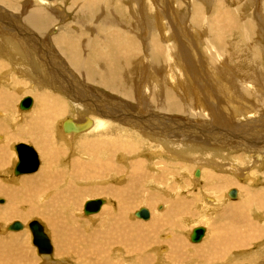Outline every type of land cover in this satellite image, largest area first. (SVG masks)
<instances>
[{
    "label": "bare ground",
    "instance_id": "bare-ground-1",
    "mask_svg": "<svg viewBox=\"0 0 264 264\" xmlns=\"http://www.w3.org/2000/svg\"><path fill=\"white\" fill-rule=\"evenodd\" d=\"M23 1L25 0H21V1L20 0H0V59H1L0 60V76H3V75L9 76L12 73L16 74L18 77L25 75V77L31 79L34 83H41V84L47 85V87L51 89V90H48V89L36 88V90L30 91L31 93L35 92V96L42 95L44 97V98L41 97V99H38L39 101L37 100L38 101L37 105H39L41 102L42 104H40V106L44 107V105H49L53 109L51 110L50 114L49 113L47 114V117H43V121L49 123L50 124L49 126L57 127L58 122L56 120L61 119L62 114L64 113V111H61L63 105H64V110H65V107H70L72 110L73 109L78 110L81 115L84 114V117L81 121H77V119L75 121V119L73 120V118H67L61 122L60 128L62 131L59 130L58 132L59 134L60 132L64 134V135L62 134L64 136V139L65 138L68 139V137L78 135L84 132H88V133L90 132L91 134H93L91 131H94V132L99 131L100 133L98 134V136L102 137L103 134H107L108 132L111 133L109 121L114 120L116 122L124 123L125 126H128L129 125L128 123H134L138 126V129L140 130V132L143 131V133L149 134L153 137L155 136L157 138L159 137L158 139L157 138L155 139L165 143L163 144L164 147L170 146L171 148V149L166 148L165 151L168 154L165 156L173 155L172 157H176L175 159L177 158L179 159L181 157V153H185L186 148L193 147L194 149V147H200L202 150L205 149L210 152V153H205L207 154L206 155L207 158L211 157V158L217 159L218 163L211 162L214 170L209 171V172L206 171L208 175L207 176L208 179L205 178L203 181V182H206V180H209L203 185L204 186L203 189L206 193H207V190L213 192L216 195L215 197H213L214 199L209 197V194L208 196H204L205 194L203 192L202 193L204 194L203 195L204 197L196 196V195H193L192 193L191 194L189 193L188 195L189 197H187L181 194L182 193L181 192L179 194L184 196L182 198V196L177 194L178 192L173 193L174 192L173 187L172 188L169 187L167 189L169 190L168 192L166 190L167 187L164 186V188L166 187L165 193L172 195L171 198H169V200H173V199L174 200L181 199V200L180 201L178 200L176 202L167 201L168 205L166 204V206H168V208L166 209V207H164V209H162V212H161L162 216L155 217L158 219L159 223L166 221L168 214L171 211H172L171 213H174L178 211L177 208H180L181 206L185 208L186 207L185 205L188 206L190 202L191 204L197 205V203L199 202L201 203V201L206 200L205 202H208V204H203L206 207V209L210 210V208L212 207L215 208V206L219 203V199L223 198V192H221L223 188H225L226 186L228 187L233 186L231 185L233 184L232 177L236 179L239 176L241 177L244 176L245 178L247 177L250 180V182H252V185L257 184L258 180L260 179L259 175L257 176L255 175L251 178L250 175L248 176V172L246 171V170H249L248 168L250 167L243 170L241 169L242 167L241 168L239 167V165H242V163L245 164L246 160L249 161L250 164L252 163L251 164L252 167L255 166L254 162L256 163L264 162V129L261 131L262 128H260V127L264 128V75H261L260 74L261 72L260 73L258 72L261 78L260 81L258 79L260 84H258L257 80L256 81L258 84L257 86L260 85L259 86L260 89L259 88L255 89L254 85H256V83L250 80L246 81L247 79L245 80L242 77L243 73L241 72L239 73V71L235 69L236 67L233 68L234 67L232 66L233 61L228 62L227 57L231 58L228 55L230 51L232 52L233 50V52L235 53V50H240L243 44L249 45L251 44L252 41H256V37L259 34H260L259 35L260 38L264 42V0H261V1L259 0V2H257V4L260 6L261 12L259 11L256 13H253V12L251 13L248 11L249 14L247 16L249 18L247 20H244L242 18V15L241 17H238L237 12L232 11L230 9L228 4L226 3V0H74L75 4L74 3L72 4L75 7L81 4V6H79L76 13L74 14V19H76L77 22L79 23V29L78 27H76L75 30L72 29V26L70 25L71 23H67L65 25L61 24L62 20L69 19V18L71 19V17L69 16V14L62 13L63 10H61L60 5L58 4L60 3L59 2L60 0H56L55 2H52V3L47 2V0H33L35 2L31 4L32 8L28 9L27 12L23 10V7L24 9L27 6L29 8L30 5H28L25 2L27 5L24 6V4H22ZM26 1L29 4L31 2L30 0H26ZM126 1H131L134 4H138L137 6V8L139 7L138 10L130 11L128 13L127 6H125ZM108 2H113V4L114 2L116 3L117 6L115 7L114 10L111 8L112 5L111 7H109ZM251 5H254L253 1L251 2ZM50 6H54V9L57 8V10L56 11L51 10L53 7L51 8ZM73 8L74 7H71L70 10H72ZM134 13L139 14V15H134ZM142 13H144L145 16L148 18L146 21L147 22L146 33L142 32L144 30H140L139 35L137 34L138 36H134L136 34V33L134 34V29H135L134 26L135 25L139 26V24L141 25L142 21L144 20V16ZM131 15H133L138 20L137 23L133 20ZM126 22L128 23L126 24ZM52 29L58 31L54 36H51ZM41 37H42V40H41ZM40 44H43V45L50 44V46L47 45L48 49L51 46L56 47L61 53L62 57H65V59L70 64H72L75 71L72 68H70L72 71L71 72L67 66H64L65 70H59L65 64L61 62L63 60H60L56 63L51 61V60L57 59L56 57H53V56H57V54L54 52L47 53L48 51L45 52L43 48L42 50L40 49V52H39L38 48ZM45 53L49 55L48 59H44L43 58L44 56L41 57ZM29 59L34 60L37 63V65L31 64ZM122 63H124V66L121 65ZM135 63L138 64L139 68L142 67V69H144V76H142L141 81H139V79H138L139 82L136 80L137 81L136 87L134 86L132 88V87H128L129 85L127 86L126 84L127 78L125 79L126 80L125 81L123 78V75L125 73L123 71L130 70L133 67V64ZM229 64H231V66ZM56 68H59V69H56ZM60 72H62V75H59ZM130 74H133V73H129V76ZM67 75L75 83L72 82L71 79H69ZM62 79H65L64 81H66L67 83L64 82ZM68 83H71V84H68ZM21 91H25V89ZM59 91L63 92L64 93L63 95H66L67 98L66 96L62 97L61 95L60 96L57 95ZM25 92H29V91L26 90ZM148 99L150 100L149 104L147 101ZM34 104H35V100H33V107H34ZM58 107H60V109ZM32 108L28 112L30 113L33 112ZM91 111H92L93 116H94V112H97L98 114L100 113L107 118H105V121H104V118H101V117L91 119L89 115ZM47 112L49 111H46V113ZM173 114H176V115L178 114L179 116H186L187 120H184L185 118L177 119L176 116ZM96 117H97V114H96ZM199 121L200 123H198ZM67 125H73L75 128H77V130L73 129L71 131H67L66 130ZM29 129L31 130L30 135H32L31 133H35V132L41 133L40 130L37 128V126L32 123V121H29ZM24 130L26 131V129ZM132 132H135V131H132ZM109 133H108V138H109L108 141H111L112 137L109 136L110 135ZM1 138L2 137H0V139ZM126 138H128L127 135L123 137H119V138L116 137L115 141L116 143H118V145H108L106 139L100 141L101 144L103 143L102 144L103 147H101L102 161L100 159L99 160L97 159L89 163L88 165H91V166L87 168H89L90 170V168L95 167L96 169L95 175H97V177L105 178V179L107 178L109 179L113 177L119 179L121 177H124L125 175L124 173L127 170H130L129 173L132 177V181L134 185L136 180H138L137 179L138 174L139 175L141 174L140 172H141V166L143 165V162H137V161L133 162L132 161L131 166L125 167L121 165L120 162L118 161L119 159L120 160L124 159L123 157L126 153H131V155L134 153L136 154V152L140 150L141 148L137 144H132L133 143L131 142L132 139L130 138L126 139ZM1 144L2 143H0V145ZM85 146L87 147V145ZM152 146H155V145L152 144ZM123 150H127V152H121L122 153L121 154L120 151H123ZM205 150H203L202 153H204ZM238 150L243 151V152L240 153ZM142 152L144 153L143 150ZM153 152L151 150L150 154ZM235 153H237L236 156H232ZM1 154L2 153H0V155ZM247 154H253V156L252 157L247 156ZM131 155L129 157L130 159L133 158L131 157ZM110 157L112 158L111 160H110ZM119 157H122V158H119ZM232 157L235 160L238 159L237 162L239 161V165L237 164V162H235V160L233 161ZM126 158L128 157L126 156ZM160 158H162V155ZM207 158L202 157L198 161L207 163L208 162ZM85 162L86 160H81L80 158L75 163H77L79 167L83 164L86 165ZM145 162L147 161L145 160ZM148 162H149V159H148ZM159 162H160V159H159ZM171 162H168V163L171 164ZM163 163L164 162H162V164ZM1 164L3 165V163ZM162 164H161L162 167L161 166L159 167L163 169L164 174L168 175L174 171V170L171 171L173 167L172 165L165 164V163L163 165ZM181 166L180 167L183 168L184 170L185 168L184 164H181ZM152 167L154 166L152 165ZM146 169L148 171V167H146ZM157 169H154V170H157ZM174 169H177V168H174ZM218 171L219 172L223 171V173L220 175ZM83 172H86V171H83ZM148 172H144L145 176H147L146 173ZM178 172L179 171H177V173ZM184 172H187V171L184 170L183 173ZM202 172L203 174L200 180L203 179L205 171H202ZM228 173L230 174L228 175ZM232 173L234 175H231ZM240 173L242 175H239ZM92 174L94 175V173ZM151 174L152 173H150V175ZM156 174H157V177H159L160 171H159V176H158V172ZM156 174H154L153 176L156 177ZM67 176L69 175L67 174ZM145 176H142V177H145ZM149 176L147 177L149 178ZM161 177L162 178H160L159 180L161 179L164 180L163 176ZM192 177L194 180V181L192 180V183L196 182L195 185H197V183H200L198 182L200 175L196 176L193 173ZM87 178L88 177L82 175V173H81V176L79 177V179H84V180H87ZM155 179L157 180L158 178H155ZM167 182H168V179L166 180V183ZM32 184H36V183H32ZM141 184L143 185L144 183H141L140 181V185ZM140 185L139 187H143ZM128 186H120V185L117 186V185L112 184L111 186H108L107 188H105V190L103 191L100 189V191H102L104 195H107V197L109 196V198L117 200L118 205H119V202L120 203H122V201L123 203L125 202L124 199L127 198L126 195L131 196L129 195L131 194L129 192L131 191L133 192V190L136 189L135 186L133 187L132 185H129V184ZM145 186H147V184ZM157 187H160V186H157ZM153 188L155 187H151V190ZM178 189H184V188L180 186ZM143 191H145V189ZM159 191H161V189L158 190V192ZM243 191L248 192L249 190L247 187H245L243 188ZM226 192H228L227 194H225V196L228 195V197L226 196V198L232 201V199L229 197V191L227 190ZM41 194L44 195V192ZM138 194H140V192H138ZM257 195H258V200L263 201V207H262V204L261 205L258 203L257 204L259 205V207L260 206L262 207V210H260L262 212L260 214L263 216L262 220L264 221V209H263L264 208V187L258 191ZM141 196H143V194ZM155 196L156 194L154 195V197ZM250 196L252 195L250 194ZM241 197H242L241 192L239 190L237 198L233 200L235 202H230L226 204L224 208H222V212L224 216L227 215L233 218L234 213H239L242 211V208L246 206V204L249 202L248 200L246 201L247 203L242 202L243 200L241 201ZM254 197H256V194ZM190 198L192 199L190 200ZM42 199L44 198L42 197L41 200ZM61 199H62L61 202L64 203L65 196L63 195ZM200 199L202 200L198 202V200ZM254 199L256 200L257 198H254ZM108 200H106V202H108ZM131 200H133V198ZM151 200L153 202L152 198ZM21 201H22V198H21ZM31 202H34V201H31ZM127 202L125 203L127 204ZM177 204H180V205H177ZM48 206H52V205H48ZM204 206H202L203 209L205 208ZM254 206H255V201H251V203L247 204L246 207H250V209H253ZM71 207L73 208V205ZM128 207H127V210L124 212V215L126 216L125 217L126 220L131 219V216H132L131 215L132 208H128ZM66 208L64 209L67 210ZM54 210L50 211L51 214L52 212H55ZM63 210L61 211L59 210V211L62 212ZM244 211L245 210H243V212ZM246 211H249V210H246ZM17 212L18 211L12 212L14 217H16ZM28 212L29 213L24 215L26 219H29L35 216L31 211H28ZM35 213L37 214V211ZM120 213H121V207L119 208L117 212H115V210L112 211L111 209L104 210V207H102L101 211L99 212V214L102 216V219L105 221V224L102 222L104 225L108 224L111 221L109 223L110 225L111 223L115 221L114 219L116 218L119 219V217H122ZM252 213H255L256 215L255 218L259 220L258 222L252 223L254 229H253L252 238L251 237L250 238L252 242L253 241L255 242L258 239H261L262 237L261 235H263L264 223L260 219V216H257L258 214L257 211L252 212ZM49 214H47L46 217ZM71 214H73V212H71ZM151 214L152 213L150 212V217H151ZM53 215H51V217H53ZM241 218L242 220H245V221L254 220L248 217H241ZM58 219L61 220V218L59 217ZM64 219H67V218L65 217ZM152 219L154 218L152 217ZM44 220H47V218ZM49 221L51 222L50 219ZM65 221H69V220H64V222ZM64 222H63V225H64ZM72 222L75 223L74 221ZM127 223L129 224L128 221ZM149 223H151V221ZM155 223H151V225L149 224V226L146 228L149 230L150 228H152V226ZM159 223L157 225H162V223L161 224ZM227 224H229V222ZM141 226L140 224L139 225H135L133 223L129 224L130 228H134L133 232L137 231L135 230V228L139 230L140 228L143 229V227ZM57 227L59 228V226ZM157 227L159 228V226ZM51 228L52 227H50V229ZM113 228H116V227L113 225ZM122 229H124V227ZM155 229H152V232H155L156 231ZM232 230H234V228H232ZM129 231H131V229ZM141 231L142 230H140L139 232ZM225 231L227 232L228 230H225ZM258 231H260L259 234H261L259 236H257L256 234L258 233ZM100 233L101 232H99V234ZM124 233H125V230H124ZM127 234L130 235V232ZM144 234H145L144 236L145 238L146 235L148 234L146 233ZM23 235L24 233H21L17 236H10V238L17 239V237H22ZM135 236L136 235H134V238ZM215 238L217 239V237ZM237 239H240V238H237ZM157 240L158 238L156 239V241ZM233 240L235 241V239ZM136 241L138 242L137 239ZM175 241H176V238H175ZM219 241H221V239ZM203 242L204 240L201 241L200 244L199 243L198 244L201 245ZM112 244H115V243H112ZM131 245L133 246V244ZM216 246L218 247L220 245L218 244L212 245L211 247L214 249V251H216L215 253H217V249L215 248ZM152 247L154 248L155 246H152ZM178 247L181 250L180 245ZM139 248H142V247H139ZM111 249L112 248H110V250ZM178 255L180 256V254ZM209 255L211 256V254ZM95 257L97 258L98 256L95 255Z\"/></svg>",
    "mask_w": 264,
    "mask_h": 264
},
{
    "label": "rangeland",
    "instance_id": "rangeland-1",
    "mask_svg": "<svg viewBox=\"0 0 264 264\" xmlns=\"http://www.w3.org/2000/svg\"><path fill=\"white\" fill-rule=\"evenodd\" d=\"M30 1H31L30 4L26 0L23 1V3H22V4H24V6H26L27 4L30 5L29 8H28V6L25 7V9L23 7V10L25 12H27L28 9L32 8L31 4L35 2L33 0H30ZM55 1L56 0H47V2H49V3H52ZM252 1L254 2V5H251ZM59 2L60 3H58V4L60 5L61 10H63L62 13L63 14H69V16L71 17V19L69 18V19L62 20L61 24L65 25L67 23H71L70 25L72 26L73 30H75L76 27H78V29H79V23L77 22L76 19H74V14L76 13L79 6H81V4H79L78 6L75 7L72 4V3H74V0H65V2H64V0H60ZM257 2H259V0H226V3L230 7V9L232 11H236L238 14V17H241V15H242V18L244 20H247L249 18L247 16L249 14V12H251V13L252 12L256 13L259 11L261 12L260 6L257 4ZM108 5H109V7H111V5H112L111 8L113 10L117 6L115 2H114V4H113V2H108ZM125 6H127V12L128 13L130 11L138 10V8H139V7L137 8L138 4H134L131 1H126ZM125 6H123V7H125ZM50 7L51 8L53 7L52 9L50 8L53 11L57 10V8L54 9V6H50ZM55 7H56V5H55ZM71 7H74V8L72 10H70ZM65 8H67V9H65ZM142 14L144 16V20L142 21L143 24L141 23V25L142 26L145 25L144 26L145 28L142 27L139 23H138L139 26L135 25L134 26V28H135L134 34L135 33L136 34L134 36H138L140 30H144L142 32L146 33V29H147V22L146 21L148 18L145 16L144 13H142ZM134 15H139V14L134 13ZM131 16H132L133 20L137 23L138 20L133 15H131ZM127 23L128 22H126V24ZM57 32H58L57 30L52 29L51 30V36H54ZM258 32H259V30H258ZM259 35H257L256 41H252V42L250 41L251 44H249V45L243 44V46L240 50H235V53L233 52V50H232V52L230 51L228 53V55L231 58H228L225 55L227 53L224 54L227 57L228 62L233 61V63H232V66H234L233 68L236 67L235 69H237V71H239V73L240 72L243 73L242 77L245 80L247 79L246 81L250 80V81H253L256 83V85H254L255 89H257V88L260 89V87H259L260 85L257 86L258 84H260V82H259L261 79L260 74L264 75V72H263L264 71V42L262 41V39L260 38ZM41 40H42V37H41ZM43 42H45V41H43ZM42 45L43 44L39 45V48H38L39 52H40V49L42 50V48H43L45 52L48 51L47 53H51V52L56 53L57 56H53V57H56L57 59H54L51 61L56 63L60 60H63L61 62L65 63V64L62 66V68L64 66H67L70 71H71L70 68H72L74 70L72 64H70L65 59V57H62L61 53L59 52V50L56 47L51 46L48 49V46H50V44H44L43 46ZM47 53L43 54L41 57L44 56L43 57L44 59H48L49 55ZM29 61L31 64L37 65V63L34 60L29 59ZM121 65L124 66V63H122ZM229 65L231 66V64H229ZM62 68H60V69L56 68V69L65 70V67L63 69ZM239 68H241L242 70ZM125 69H126V67H125ZM123 72L125 73V74L122 73V74H124L123 75L124 80L127 78L126 79L127 81L125 80L127 86L129 85L128 87H132V88L134 86L136 87V83H137L138 79H139V81H141L142 76H144V69H142V67L139 68L137 63L133 64V67L130 70H128V71L124 70ZM258 72L259 73L261 72V73L259 74ZM129 73H133V74H130V76H129ZM257 73L259 74V76ZM59 75H62V72H60ZM68 78L71 79L69 76H68ZM258 79H259V81H258ZM62 80L64 81L65 79H62ZM256 80L258 81V84H257ZM71 81L74 82L72 79H71ZM131 81H132V83H131ZM64 82H66V81H64ZM68 84H71V83H68ZM16 86H17V88H16ZM18 88H20V89H18ZM36 88L51 90L49 87H47V85H44L41 83H34L31 79L25 77V75L18 77L16 74L12 73L9 76L8 75L0 76V137H2L0 139V143H2L1 144L2 146L0 145V153H2L0 155V169H1L0 170V201L3 200V203H0V253H1L0 254V264H46V263L47 264H100V263H102V264H264V231H263V235L259 234L260 231H258V233H256L257 236L261 235L262 236L261 239H263V240L258 239L257 240L258 242L257 241H255V242L251 241L253 229H254L252 223L259 221L258 219L255 218V216H256L255 213H252V212L257 211V213H258L257 216H260L261 220L263 218V216L260 214L262 212L260 210H262L263 201L258 200L257 193L260 189H262L264 187L263 186L264 185V162H262V163L261 162H259V163L254 162L255 166L252 167L251 166L252 163L250 164V162L246 160L245 164L242 163V165H239V161L237 162L238 159L235 160L232 157L233 161L235 160V162H237L239 167L240 168L242 167L241 169L244 170V169L250 167V168H248L249 170H246L248 172V176L250 175V177L252 178L255 175L256 176L259 175L260 179L258 180L257 184L252 185V182H250V180L247 177L245 178L244 176H243L244 178L239 176L236 179L232 177L233 184H231V185H233V186H229V187L226 186L225 188H223V190L221 191V192H223V198L219 199V203L216 205L218 208L215 206V208L212 207V208H210V210L206 209V207L203 204H208V202H205L206 201L205 199H204L205 201H201L202 199H200V200H198V202L201 201V203L199 202V203H197V205L191 204V202H190V204H189L190 206L185 205L186 206L185 208L182 206L180 208H177L178 211L174 212L175 214L171 213L172 212L171 211L168 214V217H170V218L167 217L166 221L161 222L163 226L157 225L159 223V221L155 217L156 216L157 217L162 216L161 215L162 209H164V207H166V209L168 208V206H166V204L168 205L167 201H169V202L175 201L176 202L179 200V199L169 200V198H171L172 195L165 193V191L169 187L174 188L173 193L178 192L177 194H179L182 192L181 194H183L184 196H187V197H189L188 196L189 193L190 194L192 193L193 195H196V196H203L204 194H205L204 196H208V194H209V197H211V198L216 196L211 191L207 190V193L204 191L203 185L206 182H208L209 180H206V182H203V181L205 178L208 179L207 178L208 175H207L206 171L209 172V171L214 170L211 162L218 163L217 159H214L211 157L207 158L206 157L207 154H205V153H210V152L203 149V150H205V152L202 153L203 150L200 147H194V149H193V147L186 148V150H185L186 154L181 153V157L179 158L180 160L178 158L175 159L176 157H172L173 155L172 156L171 155L165 156L168 154L165 151L166 148H168V149H171V148H170V146L164 147L163 144H165V143L157 140L159 137L158 138L156 136L153 137L149 134L143 133V131L140 132V130L138 129V126L134 123H128L129 125L125 126L124 123L116 122L114 120L112 121L111 119L110 120L112 122L109 121L111 133L108 132L110 134L109 136L112 137L111 141H108V139H109L108 133L107 134L102 133L103 136L99 137L98 136V134L100 133L99 131H95V132L91 131L93 134H91L90 132L89 133L84 132V133H81L78 135L68 137V139H66V138L64 139V136H63L64 134L61 132L59 134V132H58L59 130L62 131L60 128L61 122L67 118H73V120L75 119V121H76V119H77V121H81L84 117V114L81 115L78 110H76V109L72 110L70 107H65V110H64V105H63L61 111H64V113L62 114L61 119L56 120L58 122V124H59V122H60V124L59 125L57 124V127L49 126L50 125L49 123L43 121V117H47V114L48 113L50 114L51 110H53V109L49 105H44V107L40 106V104H42L41 102L39 105H37V102L39 101L38 99H41V97L42 98H44V97L42 95L41 96H37V95L35 96V92H33V93L30 92V91L36 90ZM23 89H25V91L27 90L29 92L21 91ZM63 94L64 93L61 91H59L57 93V95H59V96L60 95L62 97L66 96ZM25 97H31L33 100H35L34 107L32 108L33 112H31V113L28 111L22 112L19 109V104ZM66 98H67V96H66ZM147 101L149 104L150 100L148 99ZM36 107L38 108L39 112H38ZM58 108L60 109V107H58ZM45 110L49 111V112L46 113ZM38 113H39V115H38ZM96 114H97V117H96ZM89 115H90L91 119L101 117V118H104V121H105V118H107L100 113L98 114L97 112H94V116H93L92 111L89 113ZM173 115H175L177 119L178 118L179 119L185 118L184 120H187L186 116H179L178 114L177 115L173 114ZM29 121H32V123L37 126V128L40 130L41 133L35 132V133H31L32 135H30L31 130L29 129ZM198 123H200V121ZM55 124H56V122H55ZM201 128H202V126H201ZM260 128H262L261 131L264 129L263 127H260ZM24 129H26V131ZM132 131H135V132H132ZM126 135L128 136V138L132 139L131 140V142H133L132 144H137L141 148L140 150H138L139 152L138 151L136 152V154L134 153L131 155V153H126V154L123 153V154H125L123 157L124 159H121V160L119 159V161H118V162H120L121 165H123L125 167L131 166L132 161L133 162H136V161L137 162H143V165L141 166V172H140L141 177L138 174V177H137L138 180H136L134 185H133L132 177L129 173L130 170H127L124 173L125 174L124 177H121L119 179L114 178V177L109 178V179L108 178L105 179V178L97 177V175H95L96 174L95 167L90 168V170H89V168H87V167L91 166V165H88L89 163H91L97 159L98 160L100 159L102 161L101 147H103V145H102L103 143L101 144L100 141L106 139L108 145H118V143H116V141H115L116 137L119 138V137H123ZM139 135H140V137H139ZM44 137H46L47 139ZM50 137H52V138H50ZM38 138H39V140H38ZM128 138H126V139H128ZM155 138H157V139H155ZM96 141H98V142H96ZM19 143H25V144L31 145L38 152L39 157H40V162H41L38 172H36L34 174H30V175H23L20 177L14 176V173H13L14 168H15V165L18 161V157H17L16 151H15V146ZM84 143H85V145H87V147L84 145ZM152 144H154L155 146H152ZM5 148H6V150H5ZM152 148H154V149H152ZM175 149H177V148H175ZM191 149H192V151H191ZM142 150L144 151V153L142 152ZM151 150H152V152L154 151L155 153L153 152L150 154ZM155 150H157V151H155ZM158 150H160V151H158ZM238 151L240 153L243 152L240 150H238ZM121 152H127V150L120 151V153ZM158 152L159 153L161 152L160 155ZM163 152H164V154H163ZM138 153H140V154H138ZM236 154L237 153L233 154L232 156H236ZM6 155H7V157H6ZM130 155H131V157H133L132 159L129 158ZM161 155H162V158L164 157L163 159L160 158ZM126 156L128 158H126ZM247 156L252 157L253 154H247ZM184 157H186V158H184ZM202 157H205L208 159L207 163L210 166L207 163H204L202 161L201 162L198 161ZM80 158H81V160H86V162H85L86 165L83 164V165L78 167L77 163H75V162L78 161V159H80ZM119 158H122V157H119ZM111 159L112 158L110 157V160ZM140 159H142V160H140ZM143 159H145L147 162H145V160H143ZM148 159H149V162H148ZM159 159H160L161 163L159 162ZM175 160H177V161H175ZM150 161H152V162H150ZM171 161H173V162H171ZM162 162H164L165 164L172 165L173 167H172L171 171H173V170L174 171L168 175L164 174L163 169L159 167V166H161ZM168 162H171V164ZM1 163H3V165ZM144 163H145V165H144ZM149 163L152 164L154 167H152V165H150ZM172 163L175 164L176 166L173 165ZM181 164H184V167H185L184 170L187 172L183 173L184 170H183V168H181L182 167ZM148 165H150L151 167ZM83 166H84V168H83ZM146 167H148L149 172L147 171ZM79 168H81V169H79ZM174 168H177V169H174ZM6 169H7V171H6ZM154 169H157V170H154ZM158 170L160 171V176H159ZM83 171H86V172H83ZM177 171H179V172L177 173ZM197 171L200 172V177L198 180V182H200V183H197V185H195L196 182L192 183V180H193L192 174L194 173V175H196ZM202 171H205V173H204L203 179L200 180L201 176L203 174ZM144 172H148V173H146L147 176H149L150 173H152V174L148 178L147 176H145ZM157 172H158L159 177H157V174H156ZM81 173H82V175L88 177L87 180L79 179V177L81 176ZM92 173H94V175ZM179 173H181V174H179ZM182 173H183V175H182ZM222 173H223V171L219 172L220 175ZM67 174L69 176H67ZM154 174H156V177L153 176ZM225 174H227V173H225ZM229 174L230 173H228V175ZM91 175H92V177H91ZM231 175H234V174L232 173ZM239 175H242V174L240 173ZM142 176H145V177H142ZM161 176H163L164 180H162V179L159 180L160 178H162ZM154 177L158 178L157 180H159V181H157ZM90 178H92V179H90ZM140 178H142V179H140ZM167 179H168V182L166 183ZM121 180L124 182H122ZM144 180H146V181H144ZM140 181H141V183H144V184L140 185ZM162 181H163V183H162ZM172 181H173V183H172ZM102 182H104V183H102ZM137 182L140 186H143V187H139ZM32 183H36V184H32ZM112 184L117 185V186L118 185L128 186V184L132 185L133 187L135 186L137 189V190L135 189L137 191V193L135 190H133V192L132 191L129 192V193H131V194H129L131 196L126 195L127 198L124 199L125 202L128 201L127 204L125 202L123 203V201H122V203L119 202V205H121V206H119L117 200L109 198V196L107 197V195H104L102 193V191L105 190V188H107L108 186H111ZM146 184H147V186H145ZM148 185H150V186H148ZM156 185L160 186V187H157ZM164 186L167 187V188L165 187L166 190H165ZM180 186L183 187L184 189H178ZM128 187H130V186H128ZM151 187H155V188H153L154 190L153 189L151 190ZM245 187L248 188V190H249L248 192L243 191V188H245ZM156 188H157V190H156ZM100 189L102 191H100ZM144 189H145V191H143ZM160 189H161V191L158 192V190H160ZM231 189H236L238 191L240 190L241 196L243 197V198L241 197V201L243 200L242 202H246L248 200V202L251 203V201H255V206L253 208L254 210L250 209V207H246L247 204H249L246 202L247 204H246V206H244L245 208L243 207L242 211L239 213H234L233 218H231V216H227V215L224 216V214L222 212V208H224V206L230 202H235L233 200L230 201L229 199H227L226 196L228 197V195L225 196V194L228 193L226 191L227 190L230 191ZM167 191L169 192V190H167ZM43 192H44V195L41 194ZM138 192H140V194H138ZM133 193H135V194H133ZM141 193L143 194V196H141L142 195ZM14 194H15V196H14ZM67 194H68V196H67ZM155 194H156V196L154 197ZM250 194L252 196H250ZM255 194H256V197H254ZM63 195L65 196V202L64 203L61 202V200H62L61 197ZM183 195H180V196H182V198H183L184 197ZM42 197L44 199L41 200ZM131 197L133 198V200H131L132 199ZM253 197L257 198V199L255 200ZM21 198H22V201H21ZM151 198L153 199V202L155 204L152 202ZM78 199L80 202L78 201ZM94 199L95 200L96 199H104V200L109 199L108 202H106L105 205L103 206L104 210L105 209H111L112 211L115 210V212H117L119 210V208L121 207L120 215L122 217H119V219H117V218L114 219L115 221L114 222L112 221L113 223H111L110 225H109V223L111 221L108 224L104 225L105 221L102 219V216L100 215L101 213L100 214L98 213L99 215L94 214L95 216H93V215H89L90 217L86 216L84 214V206L88 201H91ZM126 199H127V201H126ZM191 199L192 198H190V200ZM223 199H225V200H223ZM31 201H34V202H31ZM146 202H148V203H146ZM131 203H132V205H131ZM223 203H225V204H223ZM257 203L260 205L262 204V207L261 206L259 207V205ZM53 204L55 207L53 206ZM70 204H72L73 208H75V209H73L71 207L72 205H70ZM201 204H202V206L205 207L204 209L202 208ZM48 205H52V206H48ZM177 205H180V204H177ZM256 206H257V208H256ZM45 207H47V208H45ZM127 207L132 208V213H131L132 216H131V219H128V220L125 219L126 216L124 215V212L127 210ZM64 208H66L67 210H65ZM141 208H147L153 214V215L151 214V217L148 221H144V220H141V219H138L135 217L136 211L140 210ZM58 209L60 211L63 209L64 210L62 212H60ZM166 209H165V211H166ZM51 210L52 211L54 210L55 212H52V214H51V212H50ZM71 210H73V211H71ZM243 210H245L244 211L245 213L243 212ZM246 210H249V211H246ZM13 211H18L16 217L13 216V214H12ZM28 211H31L35 216L31 217L29 219H26L24 217V215L29 213ZM36 211H37V214L35 213ZM58 211H59V213H58ZM207 211H209V212H207ZM258 211H260V212H258ZM49 212H50V214H49ZM71 212H73V214H71ZM65 213H67V214H65ZM69 213L71 216L69 215ZM157 213H158V215H157ZM159 213H160V215H159ZM47 214H49V215L46 217ZM75 214H77V215H75ZM115 214H117V213H115ZM51 215H53V217H51ZM55 215L56 216L58 215V216L56 217ZM221 215L223 216V218ZM69 216H70V218H69ZM41 217H43V218H41ZM58 217L61 218V220L58 219ZM65 217L67 219H64ZM152 217L154 219H152ZM241 217H248V218H251L254 220L253 221L250 220L251 222L245 221V220H242ZM46 218H47V220H44ZM48 218L51 220V222L49 221ZM94 218H96V219H94ZM228 219H229V221H228ZM64 220H69L70 222L65 221L66 222L65 223ZM118 220H120V221H118ZM154 220L155 221L157 220L156 223ZM16 221L21 222L24 225V229L21 231H18V232L8 231V227ZM32 221H39L43 225L45 232L47 233V235L51 239V244L53 246L52 255H50V256L39 255L37 247L33 244V236H32V233H31L29 227H28V225ZM45 221H47L48 223ZM72 221H74L75 223H73ZM127 221L129 222V224L130 223H133L135 225L140 224V226L145 224V225L141 226V227H143L145 232L141 228H140V230H142L144 233H146L148 235H146V237L144 238L145 234L142 231L139 232L140 230L137 228H135V230H137V231L133 232L134 228H130ZM150 221H151V223H155L154 224L155 226L153 225L152 228H150L148 230L146 227H148L149 224L151 225V223H149ZM63 222H64V225H63ZM115 222H116V224H115ZM228 222H229V224H227ZM262 222L264 223L263 220H262ZM52 223H54V224H52ZM55 223H56V225H55ZM80 223H82V224H80ZM161 223H159V224H161ZM113 225L116 228H113ZM121 225L124 227V229H122L123 227ZM156 225L159 226V228ZM57 226H59V228ZM72 226H74V227H72ZM119 226H120V228L122 227L121 230H120ZM50 227H52V228L50 229ZM155 227H156V229H155ZM171 227H172V229H171ZM198 227H204L207 230L206 235L203 239L204 242L201 245H199L201 242L199 244H193L190 241V236H191L192 231ZM129 228L131 229L132 232L129 231L130 230ZM232 228H234V230H232ZM146 229H147V231H146ZM152 229H155L156 231L152 232ZM64 230L66 233L64 232ZM102 230H104V231L106 230V231L104 232ZM124 230H125V233H124ZM225 230H228V231L226 232ZM98 231L101 233L99 234ZM126 231H127V233L130 232V235H128L126 233ZM157 231L160 233H158ZM21 233H24V235L22 237H17V239L10 238V236H17ZM58 233H60V234H58ZM242 233H243V235H242ZM131 234L136 235L135 238H134V235L132 237ZM139 234L142 235L143 237L140 236ZM97 235H99V236H97ZM103 235H105V236H103ZM127 235L129 236V238ZM155 236H156V238H155ZM211 236H212V238H211ZM215 237H217V239ZM234 237H236V238H234ZM65 238H66V240H65ZM157 238H158L159 242H161V243H159L158 240L156 241ZM175 238H176V241L178 244L176 243ZM237 238H240V239H237ZM71 239H73V240H71ZM125 239L129 243H127L125 241ZM136 239L138 240V242L136 241ZM220 239H221V241H219ZM233 239H235V241ZM103 240H105L106 242ZM217 240H218V242H217ZM239 240H240V242H239ZM116 242H117V244H116ZM135 242H136V244H135ZM13 243H14V245H13ZM62 243H63V245H62ZM78 243H80V244H78ZM112 243H115V244H112ZM121 243H123V244H121ZM131 244H133V246ZM217 244L220 245L221 247L216 246L215 248L217 249V253H215L216 251H214V249L211 247H212V245H217ZM222 244H224V245H222ZM179 245L181 247V250L178 247ZM116 246L118 247V249ZM152 246H155V247L153 248ZM185 246H186L187 250H186ZM139 247H142V248H139ZM110 248H112V249L110 250ZM122 248H124V249H122ZM144 249H145V251H144ZM176 249H177V251H176ZM80 250H81V252H80ZM108 250H109V252H108ZM118 250H120V251H118ZM213 251H214V253H213ZM160 253H161V255H160ZM178 254H180V256ZM209 254H211V256ZM95 255L98 257L96 258ZM13 256H14V258H13ZM159 256L161 257V259ZM215 258H216V260H215Z\"/></svg>",
    "mask_w": 264,
    "mask_h": 264
},
{
    "label": "water",
    "instance_id": "water-1",
    "mask_svg": "<svg viewBox=\"0 0 264 264\" xmlns=\"http://www.w3.org/2000/svg\"><path fill=\"white\" fill-rule=\"evenodd\" d=\"M33 107V99L31 97H25L19 104V109L22 112H27ZM73 127V128H71ZM77 130L73 125H67L66 130ZM15 151L18 157V161L14 168V176L20 177L23 175H30L38 172L40 168V157L36 149L28 144L19 143L15 146ZM199 171L196 172V176H199ZM238 191L236 189H232L229 191V197L232 200L237 198ZM3 203V200L0 201ZM106 200L104 199H96L88 201L84 206V213L86 216L98 214L102 207L105 205ZM135 217L144 221H148L150 219V212L147 208H141L135 213ZM32 236H33V244L37 247L39 255H52L53 246L51 244V239L45 232L43 225L39 221H32L28 225ZM24 229V225L16 221L11 224L8 228L9 231L18 232ZM206 228L198 227L192 231L190 236V241L194 244L200 243L205 235Z\"/></svg>",
    "mask_w": 264,
    "mask_h": 264
}]
</instances>
